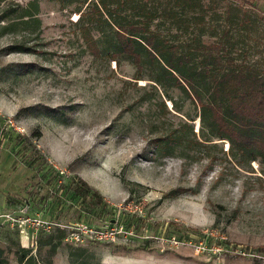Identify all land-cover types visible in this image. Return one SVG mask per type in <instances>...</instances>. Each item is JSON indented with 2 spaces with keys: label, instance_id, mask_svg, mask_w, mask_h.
Returning <instances> with one entry per match:
<instances>
[{
  "label": "rangeland",
  "instance_id": "obj_1",
  "mask_svg": "<svg viewBox=\"0 0 264 264\" xmlns=\"http://www.w3.org/2000/svg\"><path fill=\"white\" fill-rule=\"evenodd\" d=\"M92 1L0 0L7 264H20L19 247L41 260L47 235L57 241L51 264H264V161L233 156L192 96L155 81L145 62L112 59L102 36L109 48L93 54L76 10ZM228 7L233 53L264 72V0H203L201 39L231 26ZM156 21L165 40H185L168 18ZM78 176L100 202L74 192Z\"/></svg>",
  "mask_w": 264,
  "mask_h": 264
},
{
  "label": "trees",
  "instance_id": "obj_2",
  "mask_svg": "<svg viewBox=\"0 0 264 264\" xmlns=\"http://www.w3.org/2000/svg\"><path fill=\"white\" fill-rule=\"evenodd\" d=\"M202 6L203 0H96L85 11L76 9L80 12L77 23L93 54H102V50L109 48L100 47L102 36L113 46L112 59L119 52L135 63L145 62L155 81L167 78L192 96L200 106L203 124L212 135L227 139L233 156L264 161V72L260 73L244 58L238 61L233 53L235 40L231 39L229 28L238 23L234 21L232 7L226 9L231 26L224 28L216 41L201 39ZM24 12L32 15L28 10ZM243 15L240 14L241 27L246 29L249 17ZM157 18H168L185 40L176 43L165 40L156 27L161 23ZM189 20L197 29L193 34ZM92 29L100 36L95 37ZM73 189L79 195L90 193L96 202L101 200L100 193L80 176ZM53 238L47 235L41 239L40 247L50 244L41 260L28 248L16 249L18 262L51 264L50 255L57 245ZM2 253L0 248V264H7Z\"/></svg>",
  "mask_w": 264,
  "mask_h": 264
}]
</instances>
